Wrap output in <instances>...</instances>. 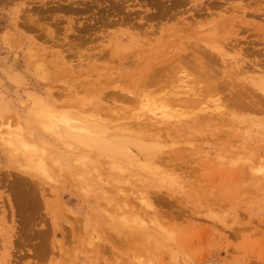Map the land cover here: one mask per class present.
<instances>
[{
    "label": "rangeland",
    "instance_id": "1",
    "mask_svg": "<svg viewBox=\"0 0 264 264\" xmlns=\"http://www.w3.org/2000/svg\"><path fill=\"white\" fill-rule=\"evenodd\" d=\"M263 80L264 0H0V264H264Z\"/></svg>",
    "mask_w": 264,
    "mask_h": 264
},
{
    "label": "bare ground",
    "instance_id": "2",
    "mask_svg": "<svg viewBox=\"0 0 264 264\" xmlns=\"http://www.w3.org/2000/svg\"><path fill=\"white\" fill-rule=\"evenodd\" d=\"M204 52H205V54H204ZM204 52H203V54L206 55L207 51H204ZM203 54H202V57L204 58ZM197 65L199 66L200 72L202 74L204 72H206L205 68L201 67V63L197 62ZM262 82H264V80ZM215 83H216V81H215ZM261 84H262L261 89L264 91V83H261ZM236 103H237V101H236ZM221 108L222 107L219 104V105H217L216 109L219 111ZM55 122L49 121V123H46L45 126L48 129L55 131L59 135L64 136L65 139H67L69 142H73V143L81 142V143H84L88 147H94V148H97L99 150L108 151V152L113 153V154L124 153V150L126 152V148L129 145V143L124 139L118 141L117 143H111V142L104 140L102 138H101L102 139L101 140L100 138L91 137V136L87 135L86 131L88 130L89 132L93 133L95 131L92 129V128H94V126L91 128L90 124H84L83 125L82 123H78V121H75V119L73 120V118H71V119H68L67 117L62 118L60 120V122H62L61 127L58 125V123H55ZM8 134H9V136H13V135H16L19 133H15L14 131H11ZM98 134L101 137L102 133H98ZM18 141H19V142H17L18 146L30 149L31 146L28 143H25V141H22V140H18ZM139 149H140V151L146 152L147 154H151L150 152H151V150H153L150 147L146 146L145 144H141L139 146Z\"/></svg>",
    "mask_w": 264,
    "mask_h": 264
}]
</instances>
